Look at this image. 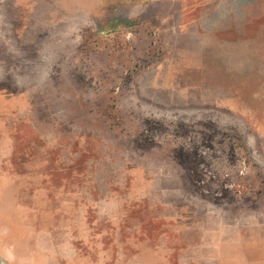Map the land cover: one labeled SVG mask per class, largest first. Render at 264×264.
Returning a JSON list of instances; mask_svg holds the SVG:
<instances>
[{"label":"rangeland","instance_id":"1","mask_svg":"<svg viewBox=\"0 0 264 264\" xmlns=\"http://www.w3.org/2000/svg\"><path fill=\"white\" fill-rule=\"evenodd\" d=\"M0 264H264V0H0Z\"/></svg>","mask_w":264,"mask_h":264}]
</instances>
